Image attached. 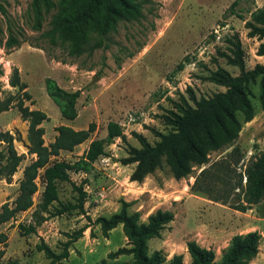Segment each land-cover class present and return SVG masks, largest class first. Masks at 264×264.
Wrapping results in <instances>:
<instances>
[{"label": "rangeland", "instance_id": "obj_1", "mask_svg": "<svg viewBox=\"0 0 264 264\" xmlns=\"http://www.w3.org/2000/svg\"><path fill=\"white\" fill-rule=\"evenodd\" d=\"M52 1L57 5L59 0ZM234 1L150 0L144 4L139 19H119L103 36L91 32L84 50L72 54L69 41L57 38L52 42L45 35L52 27L56 6L43 11L41 28L36 30L31 0H0V64L3 68L0 99L9 93L17 94V88L9 84L12 70L17 67L30 94V99L24 100L25 105L43 110L48 116L42 123L46 144L54 139L55 127L60 124L83 129L90 122L95 123L90 137L72 151H61L55 157L59 160L74 161L80 157L92 139L105 136L110 120L123 126L126 137L124 140L116 138L108 145L107 155L94 163L89 174H71L77 185L87 179L83 184L86 191L83 213L72 211L51 217L37 227L35 233L28 235L20 233L18 223H29L33 208L0 226V232L7 235L5 242L0 243L3 261L15 258L24 264H47L49 260L36 249V245L44 242L55 252H60L69 236L82 228V235L69 246L68 257L59 264H95L103 258H106V264L131 261L129 254L107 257L109 252L127 246L121 224L104 236L96 223L97 217H108L118 211L122 200L132 201L129 211H139L141 221L156 209L174 212L173 220L161 230L160 236L148 240V253L162 250L166 257L164 264L174 253L185 256L186 242L194 237L202 243H209L213 250H219L231 233L228 222L241 223L262 214L264 202L253 204L247 214L219 201L211 200V205L202 202L210 199L204 193L190 189L200 171L198 166L191 175L175 179L164 164L142 182H132L129 175L135 164L121 162L128 155L129 147L140 146L136 133L143 134L153 143L159 138L155 131L165 133L171 129L165 117L170 110H176L175 105L181 96L187 99L191 95L208 97L225 90L224 86L209 81L207 75L218 66L233 75L239 73L238 67L228 64L220 54L229 53L226 38L233 33H238L241 40L246 68L264 63V55L257 54L258 45L264 38L248 37L244 26L250 13L264 5V0H237L233 6L235 13L231 14ZM10 36L19 43L6 48ZM185 56L192 62L177 71V64ZM94 76L97 78L92 81ZM46 77L55 79L64 89L80 90L76 103L78 115L74 120L61 117L58 107L46 93ZM251 88L253 117L244 121L243 115L237 114L241 130L233 146H238L243 155L238 164L239 171L253 155L264 151V98H260L258 84ZM0 131H9L14 136V147L23 155L11 179L0 178L1 206L15 198L23 167L34 155L28 152V122L21 118L16 106L0 112ZM3 146L1 143L0 149ZM231 148L212 151L209 162L221 158ZM37 185L34 203L39 200L43 189L40 177ZM59 197L63 201H75L76 192L69 182L59 184ZM260 224L264 233V220ZM243 226L245 230L254 228L251 224ZM211 231L215 234L212 235ZM183 264H186L184 258Z\"/></svg>", "mask_w": 264, "mask_h": 264}, {"label": "trees", "instance_id": "obj_2", "mask_svg": "<svg viewBox=\"0 0 264 264\" xmlns=\"http://www.w3.org/2000/svg\"><path fill=\"white\" fill-rule=\"evenodd\" d=\"M36 30L41 28L43 11H49L54 6L56 12L51 19L52 27L45 32L52 42L57 38L69 41L72 54H80L84 50L91 32L100 36L108 33L119 19H139L142 16L144 4L150 0H59L56 5L52 0H31ZM231 4V14H234ZM242 17V15L237 14ZM248 37L264 38V5L256 7L250 13V19L244 22ZM19 43L18 39L10 36L5 43L11 48ZM229 53L220 52L228 64L236 66L239 73L231 74L227 69L218 66L211 70L207 79L225 87L208 97L190 99L181 96L176 103V110H170L166 123L171 126L168 132L155 131L159 137L151 143L141 134L136 133L139 147L131 146L128 155L121 159L123 164H135L129 175L130 181L142 182L144 178L161 169L164 164L169 167L175 179L191 175L194 167L200 171L195 175L190 189L193 192L204 193L208 199L228 204L235 210L245 212L253 204L264 201V151L253 155L245 164L244 169L238 170L242 153L238 146H233L241 130L238 113L243 115L244 121L253 117L251 103L252 85L258 84L260 98H264V63H256L253 68L245 66V51L238 33L226 38ZM258 55H264V41H260L257 48ZM192 61L188 56L177 64L176 70H182ZM3 68L0 64V76ZM45 90L54 104L58 107L61 117L74 120L78 115L76 107L80 90L62 88L55 79L45 78ZM9 84L17 88V94L9 93L0 99V112L16 106L23 120L28 122V152L34 157L23 167L22 178L15 198L0 206V226L16 219L21 212L33 208L29 223H18L22 235L35 233L44 221L72 211L84 212L86 191L83 179L77 185L71 179L72 173L89 174L94 163L107 155L106 147L116 138L125 139L123 126L110 120L106 126L104 137L92 139L84 153L74 161L56 159L61 151H72L77 145L87 140L95 130V123L90 122L87 128L75 129L68 124L55 127L56 135L52 141L45 143L44 127L42 123L48 119L47 114L40 109H31L24 100L30 99L26 90L27 85L14 67ZM14 136L9 131H0V178L7 181L17 171L23 155L14 147ZM221 158L209 162L212 151L224 150L231 147ZM41 178L43 189L39 200L34 203V194L38 190L37 178ZM69 182L76 192L75 201H63L59 197V184ZM238 189V190H237ZM132 201H121L118 211L110 216L97 217L96 223L104 236L121 224L127 246L119 247L107 254L108 258H115L121 254L132 256L131 261L118 264H164L166 257L162 250L148 253V240L159 237L164 227L173 220L174 212L170 209H156L150 213L145 221L140 220L139 211H129ZM84 228L72 233L63 244L60 252H55L49 245L40 242L36 245L49 260L47 264H59L69 255L70 244L77 240ZM7 235L0 232V243L5 242ZM261 234L257 230L235 234L228 244L221 250L219 256L212 248H206L195 240L186 242V249L190 256L189 264H250L259 251ZM3 250L0 249V264H24L12 258L3 261ZM95 264H106V258ZM166 264H183V254L174 253Z\"/></svg>", "mask_w": 264, "mask_h": 264}, {"label": "crops", "instance_id": "obj_3", "mask_svg": "<svg viewBox=\"0 0 264 264\" xmlns=\"http://www.w3.org/2000/svg\"><path fill=\"white\" fill-rule=\"evenodd\" d=\"M190 195H194V194H191L190 193ZM187 198H189V197H187ZM202 202H205L206 204H210V205L213 204V202H211V200L202 201ZM262 202H264V201H262ZM215 203L216 202H214V204ZM250 211L251 210H246V212H243V213L247 214ZM263 220H264V211H262V214L261 215L254 216L253 219H246L245 221H243L241 223L228 222L227 228L229 229V233L231 232L230 233V236H229V238H227L226 242L224 243V245L219 250L214 249L216 255H220L221 250L228 244L229 239L233 235H235V234H241V233H246V232L253 231V230H257L261 234V239H260V243H259V251H258L256 257L251 261L250 264H264V240H263L264 233L262 232V229H261V226H260L261 225L260 223ZM248 224H251L252 226H254V228L251 229V230H245V229H243V227H244L243 225H245V227H247ZM262 228L264 229V225L262 226ZM213 232L214 231H211V234L212 235L215 234ZM193 240H195L198 244H200L203 247L211 248L209 243H207V244L206 243H202L198 237H194ZM213 247H215V246L213 245ZM186 251H187V249H186ZM187 253L188 252L185 253V256L183 255V258L186 260V264H189V262H190V256L188 257L187 256Z\"/></svg>", "mask_w": 264, "mask_h": 264}, {"label": "water", "instance_id": "obj_4", "mask_svg": "<svg viewBox=\"0 0 264 264\" xmlns=\"http://www.w3.org/2000/svg\"><path fill=\"white\" fill-rule=\"evenodd\" d=\"M96 78H97V76H94V77L92 78V81H94Z\"/></svg>", "mask_w": 264, "mask_h": 264}]
</instances>
